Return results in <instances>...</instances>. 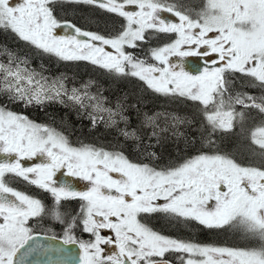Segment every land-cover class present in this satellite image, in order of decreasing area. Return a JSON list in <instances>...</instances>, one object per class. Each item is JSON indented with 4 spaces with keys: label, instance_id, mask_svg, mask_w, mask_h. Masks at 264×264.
Returning <instances> with one entry per match:
<instances>
[{
    "label": "snow or ice",
    "instance_id": "snow-or-ice-1",
    "mask_svg": "<svg viewBox=\"0 0 264 264\" xmlns=\"http://www.w3.org/2000/svg\"><path fill=\"white\" fill-rule=\"evenodd\" d=\"M57 5L91 6L117 22L92 31L59 16ZM0 29L193 109L190 116L141 113L131 94L110 101L91 81L69 88L9 52L0 62V95L24 106L70 107L93 130H114L117 143L73 145L54 126L0 105V264H264V0H0ZM160 34L170 42L143 56L128 51ZM129 112L138 114L136 126ZM179 137L195 153L157 164L155 146ZM18 179L48 193L51 204L12 186ZM153 214L238 235L244 246L161 234L147 222ZM46 220L60 231L43 228Z\"/></svg>",
    "mask_w": 264,
    "mask_h": 264
},
{
    "label": "trees",
    "instance_id": "trees-1",
    "mask_svg": "<svg viewBox=\"0 0 264 264\" xmlns=\"http://www.w3.org/2000/svg\"><path fill=\"white\" fill-rule=\"evenodd\" d=\"M186 1L190 3L192 2L194 5L196 4L193 0ZM78 6L92 8L91 6L86 5ZM98 11L102 13V17H109L107 18L108 20L111 19L113 21L115 19L114 14H108L99 9ZM73 20L76 23H79V25H83V27L84 25L85 27L88 25L87 23H82L80 20ZM86 28L89 30L92 29V27L88 26ZM170 40L171 38L169 35L160 34L157 38L152 39L148 44L141 45L140 49H128V51L134 52L136 55L143 56L146 55L149 47H155V45L158 46L163 42L168 43ZM0 46L5 48L7 54L12 52L18 54L20 57H27L29 65L41 70V72L47 77L52 76L63 78L69 88L75 86L83 89V87H85V85H87L90 81L97 82V79H99L101 83L100 90L110 101L117 99L122 93L125 95L131 94L132 100H139V110L141 113L146 112L151 114L160 111L161 109L169 108L171 109L172 114L190 116L193 111L192 102L190 101L170 100L167 97L155 94L151 90L146 89L142 82H139L134 78L113 80L104 72V70H101L86 61H61L53 55L39 52L32 46L19 40L8 30L0 29ZM95 90V88L90 89L92 92H95ZM0 104L6 106L12 111L15 110L22 112L23 114H27L36 122H43L44 124L49 123V125H53L59 131L68 135L73 145H77L79 142H84L111 147L117 143V135L114 130H106L103 125H98L93 130L90 126V121L85 116H78L75 110L59 103L52 102L44 106H23L20 103H12L6 96L0 95ZM129 115L131 117L132 126H136L139 122L138 114L136 112H129ZM119 143L126 154H128V152L133 153L134 147L130 142H125L121 137L119 138ZM225 144H227V141H225ZM154 150L159 156V160L157 161V164L159 165H164L170 162L172 163V161L173 163L180 162L182 159L194 154L196 151L195 148L187 147L182 137L175 139L164 138L158 145L155 146ZM129 157L133 160L138 159L137 155H129ZM18 182L21 184L20 185L18 183L20 186L24 185L23 183L27 185V183L22 180L18 179ZM30 186L32 188L28 189L24 185L27 191H30V193L35 196L40 195L39 198L41 199V193L38 192L40 189H37L32 185ZM41 192L48 195V193L43 191ZM74 206L75 202H73V207ZM157 217L159 218L157 214H153L150 218L154 219L153 221L156 222L155 218ZM165 219L169 221L167 218ZM191 227L194 228V230H190L193 237H195V235L202 236V234H207V232H209V230H204L195 223H192Z\"/></svg>",
    "mask_w": 264,
    "mask_h": 264
},
{
    "label": "rangeland",
    "instance_id": "rangeland-1",
    "mask_svg": "<svg viewBox=\"0 0 264 264\" xmlns=\"http://www.w3.org/2000/svg\"><path fill=\"white\" fill-rule=\"evenodd\" d=\"M187 2V1H186ZM195 4V6H199L201 3H202V0H193ZM192 3V2H191ZM193 4V3H192ZM102 11V10H101ZM56 12L59 16L63 17V18H67V19H76V20H80L82 23H87L88 27H92V31H99L101 33H104L105 32V26L106 25H110L111 23L113 22H117V18L115 17V19L112 21L111 19L108 20L107 18L109 17H102V13H100L98 11V9H94V8H88V7H84V6H78V5H64L63 8H61L60 5H57L56 6ZM169 17V19H175L174 17H172L170 14H165ZM104 16V15H103ZM89 17H95L94 20H91L89 21ZM101 20V22H100ZM78 26H81L83 27V25H79V23H77ZM86 26V27H87ZM85 25L83 28H86ZM59 32V30H58ZM61 35L63 34L62 32L60 33ZM171 38V36H170ZM166 44L165 42H163L162 44H159L160 46ZM158 45V46H159ZM156 46V45H155ZM173 59H176L175 57ZM189 61H192V62H197L199 61V58H196V57H190V58H187ZM7 60V52L5 50L4 47L0 46V62H6ZM151 62V61H150ZM201 62V61H199ZM30 68L32 69H35L36 71L38 72H41V70L39 69H36V67H31L29 65ZM46 76V75H45ZM49 78H56V79H61V77H52L50 76ZM96 84H98L99 86L101 85L100 83V80L97 79V82H95ZM101 87V86H100ZM84 88V87H83ZM101 91V90H100ZM249 91H252L253 93L256 92L255 89H249ZM102 92V91H101ZM103 93V92H102ZM104 95V93H103ZM185 104V103H184ZM2 105V104H0ZM24 106V105H23ZM9 109V108H7ZM11 110V109H9ZM12 111V110H11ZM13 112H16V113H20L26 117H28V119L32 120L30 118L29 115L27 114H23L22 112H18V111H13ZM158 112H168V113H172L171 112V109L169 108H166V109H161L160 111H157L155 113H158ZM146 113V112H144ZM184 114V113H183ZM34 121V120H32ZM36 122V121H34ZM37 123H41V124H44L43 122H37ZM46 124H49V123H46ZM53 126V125H51ZM183 139V137H182ZM129 155H137L138 156V150L134 148V151L133 153L132 152H128ZM26 165H31L33 163V161H25L24 162ZM173 163V161H172ZM59 175V174H58ZM66 179H72V178H66ZM73 184L80 190H84L85 189V184L86 182H83V181H78V180H72ZM17 183V184H16ZM19 182H14L12 186L18 188L19 190L21 191H24L36 198H39V196H35L34 194L30 193V191H27L24 187V185L29 189V188H32L30 185L28 186V184L26 185L25 183H23L24 185L20 186L18 185ZM22 183V182H21ZM27 183V182H26ZM42 191V190H41ZM40 190H38L39 193H41V200L46 204V205H50L51 204V197L48 196V195H45L41 192ZM45 196H48V197H45ZM40 199V198H39ZM159 216V218H155L156 219V222H154L153 220L154 219H151L149 217V219L147 220V222L149 223V225L151 227H153L154 230L160 232L161 234H164V235H167V236H171V237H175V238H181V239H201L202 236H196L193 237V234L191 233L190 230H194V228L191 227L192 223L193 222H190L187 226H184V225H178V224H175V223H172L170 221H167L165 219V217L163 216V214H157ZM165 219V220H164ZM170 226V227H169ZM48 227H51L55 230V232H59L60 231V226L58 224H54L50 221H45L44 222V225H43V228H48ZM180 227V228H179ZM167 231L169 232H173V234L175 233L176 235H178V237L174 236V235H169L167 233ZM181 232V233H180ZM186 232V233H185ZM191 233V236H189ZM222 232L218 231L216 233H214V236H211L210 238H208L206 241L204 240H200L201 243L203 244H216V245H222V246H239V247H243L244 246V241L239 239L238 235H233L231 233L229 234H223L221 235ZM230 236L227 237V236ZM196 242V241H195ZM198 242V243H200Z\"/></svg>",
    "mask_w": 264,
    "mask_h": 264
},
{
    "label": "flooded vegetation",
    "instance_id": "flooded-vegetation-1",
    "mask_svg": "<svg viewBox=\"0 0 264 264\" xmlns=\"http://www.w3.org/2000/svg\"><path fill=\"white\" fill-rule=\"evenodd\" d=\"M200 61V60H199ZM199 61H197V62H199ZM78 190H80V189H78ZM196 224V225H198L196 222H193V224ZM198 226H200V225H198ZM201 228H203L204 230H209V232H207V234H202V237H201V239L202 240H204V241H206L208 238H210L211 236H214V233H216V232H218V230H210V229H206V228H204L203 226H200ZM167 233L169 234V235H174V236H176V237H178V235H176L175 233L173 234V232H168L167 231ZM181 233V232H180ZM186 233V232H185ZM46 234H48V233H46ZM224 233L222 232L221 233V235H223ZM226 235V234H225ZM189 236H191V234L189 235ZM227 237H229L230 238V236L228 235ZM84 238H87V235L86 234H84ZM201 239H195V240H193V239H188V240H192V241H196V242H200L199 240H201ZM206 239V240H205ZM201 243V242H200ZM169 255H173V254H169Z\"/></svg>",
    "mask_w": 264,
    "mask_h": 264
},
{
    "label": "water",
    "instance_id": "water-1",
    "mask_svg": "<svg viewBox=\"0 0 264 264\" xmlns=\"http://www.w3.org/2000/svg\"><path fill=\"white\" fill-rule=\"evenodd\" d=\"M58 31V30H57ZM43 234H46V233H43ZM53 259H55V257H53ZM34 264H35V262H34Z\"/></svg>",
    "mask_w": 264,
    "mask_h": 264
}]
</instances>
